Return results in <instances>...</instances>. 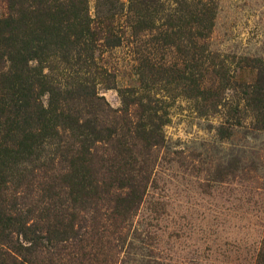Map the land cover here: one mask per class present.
I'll return each mask as SVG.
<instances>
[{
    "label": "rangeland",
    "instance_id": "374dc122",
    "mask_svg": "<svg viewBox=\"0 0 264 264\" xmlns=\"http://www.w3.org/2000/svg\"><path fill=\"white\" fill-rule=\"evenodd\" d=\"M84 7L96 40L40 62L48 115L1 161L5 260L264 264V0Z\"/></svg>",
    "mask_w": 264,
    "mask_h": 264
},
{
    "label": "trees",
    "instance_id": "16d2710c",
    "mask_svg": "<svg viewBox=\"0 0 264 264\" xmlns=\"http://www.w3.org/2000/svg\"><path fill=\"white\" fill-rule=\"evenodd\" d=\"M84 5L85 0H6V12L0 18V166L7 155L18 152L21 141L48 115L39 100L44 77L40 62L60 50L70 54L72 48L78 51L79 45L96 40V23L90 24ZM96 22L104 27L105 41L111 43L108 35L112 27ZM66 53L60 54L63 60ZM252 88L262 96L264 74ZM1 231L0 226V235ZM1 249L0 264H23L6 261Z\"/></svg>",
    "mask_w": 264,
    "mask_h": 264
}]
</instances>
